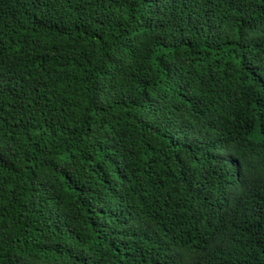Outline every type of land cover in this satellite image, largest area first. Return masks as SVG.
I'll list each match as a JSON object with an SVG mask.
<instances>
[{
  "label": "trees",
  "instance_id": "16d2710c",
  "mask_svg": "<svg viewBox=\"0 0 264 264\" xmlns=\"http://www.w3.org/2000/svg\"><path fill=\"white\" fill-rule=\"evenodd\" d=\"M0 264H264V0H0Z\"/></svg>",
  "mask_w": 264,
  "mask_h": 264
}]
</instances>
